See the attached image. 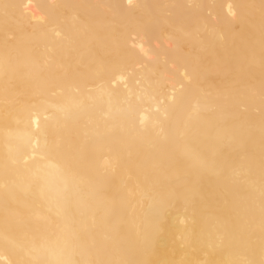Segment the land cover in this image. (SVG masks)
I'll return each instance as SVG.
<instances>
[{
    "label": "bare ground",
    "instance_id": "obj_1",
    "mask_svg": "<svg viewBox=\"0 0 264 264\" xmlns=\"http://www.w3.org/2000/svg\"><path fill=\"white\" fill-rule=\"evenodd\" d=\"M0 264H264V0H0Z\"/></svg>",
    "mask_w": 264,
    "mask_h": 264
}]
</instances>
